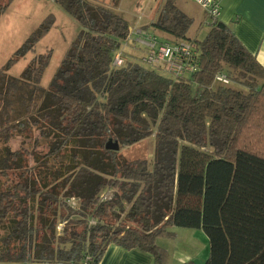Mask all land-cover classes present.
Here are the masks:
<instances>
[{
    "label": "trees",
    "instance_id": "obj_1",
    "mask_svg": "<svg viewBox=\"0 0 264 264\" xmlns=\"http://www.w3.org/2000/svg\"><path fill=\"white\" fill-rule=\"evenodd\" d=\"M12 1L0 0V14ZM55 2L80 31L49 86L50 53L20 78L0 71V262L98 264L113 244L164 264L156 240L179 227L204 233V264H264V68L220 22L187 38L193 21L176 0H164L150 27L197 44L192 79H168L128 54L114 68L127 21L90 0ZM218 71L240 88L213 85ZM149 137L152 159L122 153Z\"/></svg>",
    "mask_w": 264,
    "mask_h": 264
},
{
    "label": "rangeland",
    "instance_id": "obj_2",
    "mask_svg": "<svg viewBox=\"0 0 264 264\" xmlns=\"http://www.w3.org/2000/svg\"><path fill=\"white\" fill-rule=\"evenodd\" d=\"M108 1H112L109 6L104 5L103 2ZM162 1L164 2V0ZM94 2L113 12L115 11L113 5H119L120 12L117 14L121 15L131 26L142 27L145 22L151 21L145 17L147 15H145L146 11L142 0H94ZM180 2H187L194 9L201 11L191 0H179ZM48 16L52 17L48 33L35 44L33 51L16 57V61L8 67V62L21 49L29 35L37 31ZM139 17L140 19H138ZM146 29L160 40L168 38L167 35L152 27ZM79 31L78 22L67 14L55 0H13L7 9L0 14V71L7 77L20 78L34 58L50 53L48 65L41 80V86L47 88ZM207 31L206 26L198 27V24L195 23L191 26L186 37L192 40H202ZM126 48V51L136 58L141 57L140 48L135 47V45ZM231 86L240 88L235 84H231ZM13 144L12 148L15 149L19 147L20 141L18 140ZM153 147L154 141L152 137H149L136 147L123 149L122 153L131 157L145 156L150 160L153 156ZM29 166H34L31 160ZM100 195L111 196L112 192L103 191ZM68 204L73 209L79 208L76 199L73 202L70 200ZM168 231L173 233L172 238L161 237L156 240L157 247L166 252L164 264H203L205 262L208 257L209 246L208 240L201 230L173 227Z\"/></svg>",
    "mask_w": 264,
    "mask_h": 264
},
{
    "label": "built area",
    "instance_id": "obj_3",
    "mask_svg": "<svg viewBox=\"0 0 264 264\" xmlns=\"http://www.w3.org/2000/svg\"><path fill=\"white\" fill-rule=\"evenodd\" d=\"M205 13L203 25L209 29L214 28L220 20L221 8L219 0H191ZM140 19V17L138 18ZM140 48L141 57L136 58L126 51V47ZM133 56L144 67L155 71L168 79L178 81H190L198 72L197 58L198 48L194 41L160 40L156 35L141 26H128V33L121 47L115 52L112 59V67L121 68L128 61V55ZM232 81L225 71H218L214 76L213 85L229 86ZM102 201L110 199V196H101ZM73 202L71 198L67 201ZM69 205V204H68ZM91 224H93L91 222ZM64 224H58L56 230L62 231ZM81 264H91V259L86 257Z\"/></svg>",
    "mask_w": 264,
    "mask_h": 264
},
{
    "label": "crops",
    "instance_id": "obj_4",
    "mask_svg": "<svg viewBox=\"0 0 264 264\" xmlns=\"http://www.w3.org/2000/svg\"><path fill=\"white\" fill-rule=\"evenodd\" d=\"M90 1L95 4L94 0ZM110 2L112 1L103 3L109 6ZM142 3L145 6L146 19H151L150 22H145L142 27H150L156 20L163 1L142 0ZM219 3L221 8L219 22L230 29L245 49L264 68V0H219ZM176 6L183 14L192 19V25L195 23L198 24V27L203 25L205 13L199 6L201 11L194 9L187 2L179 3V0H176ZM113 9L116 14L120 12L119 5H113ZM0 264L8 263L0 262ZM98 264H153V257L139 250H125L111 244Z\"/></svg>",
    "mask_w": 264,
    "mask_h": 264
}]
</instances>
